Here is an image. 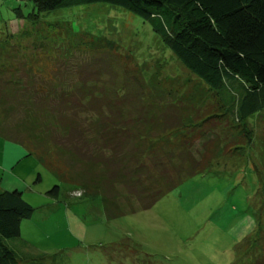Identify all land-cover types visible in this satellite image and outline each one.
Returning a JSON list of instances; mask_svg holds the SVG:
<instances>
[{
	"label": "rangeland",
	"instance_id": "rangeland-1",
	"mask_svg": "<svg viewBox=\"0 0 264 264\" xmlns=\"http://www.w3.org/2000/svg\"><path fill=\"white\" fill-rule=\"evenodd\" d=\"M35 13V0H0V73L9 85L22 87L34 74L38 91L56 88L57 79L69 82L71 71L80 87L119 94L129 81L131 92L139 93L131 100L165 101L173 112L187 105L179 110L177 134L195 152L204 144L205 155L202 168L151 207L111 219L101 198L68 181L60 167L34 153L24 156L11 171L0 170V187L22 190L34 208L21 220L19 235L4 239L12 246L28 242L19 248L18 263H251L260 211L255 173L264 186L254 153L264 133V109L241 124L233 115L235 99L220 88L224 112L213 124L209 115L219 114L213 90L181 65L150 21L121 7L90 3ZM225 86L233 95L241 92L234 82ZM20 116L11 114L8 121ZM4 149L0 135V161ZM53 185L56 195L46 194Z\"/></svg>",
	"mask_w": 264,
	"mask_h": 264
},
{
	"label": "trees",
	"instance_id": "trees-1",
	"mask_svg": "<svg viewBox=\"0 0 264 264\" xmlns=\"http://www.w3.org/2000/svg\"><path fill=\"white\" fill-rule=\"evenodd\" d=\"M90 3L118 6L150 21L152 31L181 65L215 93L211 97L219 114L209 115L213 124L224 112L223 95L235 99L233 115L239 123L264 109V0H35V15ZM2 75L0 135L22 147L25 156L34 153L57 165L68 181L97 194L108 219L151 207L202 168L205 145L195 152L177 134L179 110L187 105L173 112L165 101L131 100L139 93L131 92L129 81L119 94L83 88L71 71L69 82L60 78L56 88L42 91L32 80L34 74H28L22 87L9 85L8 76ZM228 82L240 88L239 94L234 92L237 98L226 92ZM220 88L225 94L218 95ZM16 112L21 116L9 122ZM246 136L250 144L251 131ZM257 146L254 153L264 179V133ZM255 175L260 211L252 239L259 247L246 264H264V186ZM57 191L53 185L46 194ZM33 211L22 190H0V264H19L4 239L17 237L21 220Z\"/></svg>",
	"mask_w": 264,
	"mask_h": 264
},
{
	"label": "crops",
	"instance_id": "crops-1",
	"mask_svg": "<svg viewBox=\"0 0 264 264\" xmlns=\"http://www.w3.org/2000/svg\"><path fill=\"white\" fill-rule=\"evenodd\" d=\"M4 148L5 149L2 152V156H1L2 161H0V170L3 172V175H4V172L6 171V169L8 171H11L10 170L11 169V166L13 164L14 165L17 164L20 161V159L24 158V156L26 154V151L22 147H20L19 145L15 144L13 142L7 141V140H4ZM0 182H2V181H0ZM14 188H16V187H14ZM16 189H18V188H16ZM0 190H8V189L7 188L4 189V188H1L0 187ZM27 244H28L27 241H22V245L21 246H18V245H15V246L9 245V247L17 255V253L19 252V248L20 247L23 248V249L24 248H27L28 247Z\"/></svg>",
	"mask_w": 264,
	"mask_h": 264
},
{
	"label": "clouds",
	"instance_id": "clouds-1",
	"mask_svg": "<svg viewBox=\"0 0 264 264\" xmlns=\"http://www.w3.org/2000/svg\"><path fill=\"white\" fill-rule=\"evenodd\" d=\"M78 194V193H77Z\"/></svg>",
	"mask_w": 264,
	"mask_h": 264
}]
</instances>
